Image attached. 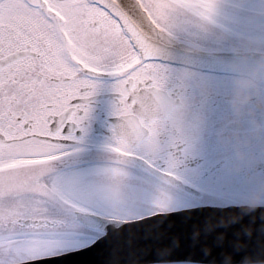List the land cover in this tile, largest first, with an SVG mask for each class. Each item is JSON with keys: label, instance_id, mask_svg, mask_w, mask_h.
<instances>
[{"label": "snow or ice", "instance_id": "6c2138e0", "mask_svg": "<svg viewBox=\"0 0 264 264\" xmlns=\"http://www.w3.org/2000/svg\"><path fill=\"white\" fill-rule=\"evenodd\" d=\"M177 9L211 19L215 4L172 0L162 6V15ZM158 23L148 20L156 31ZM142 27L125 0H0V224L39 223L51 233L26 250L11 238L0 241V264H83L85 250L56 246V222L28 217H42L46 201L55 198L44 177L52 162L66 154L62 144L87 119L95 77L116 78L120 122L109 149L118 162L133 156L134 149L158 148L170 118L164 103L166 77ZM111 172L123 174L118 167ZM31 195L40 198L35 208L26 199ZM157 208L152 215L170 211L159 203ZM45 248L51 252L35 254Z\"/></svg>", "mask_w": 264, "mask_h": 264}, {"label": "flooded vegetation", "instance_id": "af4514ba", "mask_svg": "<svg viewBox=\"0 0 264 264\" xmlns=\"http://www.w3.org/2000/svg\"><path fill=\"white\" fill-rule=\"evenodd\" d=\"M136 1L139 8L134 0H125L134 22L151 37L155 62L166 77V96L183 97L190 113L179 122L172 121L169 113L158 148L134 149L135 154L120 163L109 149L115 142L113 128L120 122L116 78L107 74L95 77L97 90L88 100L87 119L62 144L60 151L66 154L52 162L44 177V183L56 193L46 203L60 205L62 218L77 219L78 212L90 211L75 203L91 201L77 195L71 196L73 202L68 201L64 195L66 191L71 195L68 187L130 184L151 189L152 196L137 197L134 208L147 213L157 211L158 203L170 211L264 206V90L237 114L229 95L239 75L172 61L193 52L236 54L235 46L248 41L264 44V0H214L211 19L182 9L165 17L162 6L172 0ZM139 9L150 15L145 17ZM150 19L153 24L159 21L158 31L148 24ZM111 167L120 168L123 174L114 177Z\"/></svg>", "mask_w": 264, "mask_h": 264}, {"label": "water", "instance_id": "95a60500", "mask_svg": "<svg viewBox=\"0 0 264 264\" xmlns=\"http://www.w3.org/2000/svg\"><path fill=\"white\" fill-rule=\"evenodd\" d=\"M134 1L139 8V2ZM175 60L236 75L246 73L255 62L253 56L195 52ZM78 219L88 228L104 233L82 248L86 251L83 264H264V207L185 209L130 223L84 213H79ZM31 225L40 226L23 224Z\"/></svg>", "mask_w": 264, "mask_h": 264}, {"label": "rangeland", "instance_id": "374dc122", "mask_svg": "<svg viewBox=\"0 0 264 264\" xmlns=\"http://www.w3.org/2000/svg\"><path fill=\"white\" fill-rule=\"evenodd\" d=\"M116 167H111V169ZM67 179H71V177L67 176ZM70 181V180H69ZM68 182V181H67ZM69 191L71 192V195L66 191L64 194L67 197L68 201L73 202L71 200V196L77 195L78 198H85L91 203H83V202H77L75 203L76 206H79L81 208L88 209L90 211H95L100 214L118 218V219H133L140 216H143L146 214L145 209L138 210L135 208V203L137 202V197H151V189L148 188H141V187H133L130 184H127V186H117V185H106V186H72L69 187ZM158 188V187H157ZM147 189V190H146ZM164 190V189H162ZM29 202L32 203V207L35 208V202L38 201V199L34 196H28L26 198ZM91 204V205H90ZM44 213H56L58 212V208L55 205L52 204H46L44 205ZM44 216V215H43ZM44 217H52V216H44ZM28 218L33 219H44L43 217L37 215H29ZM30 231H24L21 232L16 228L15 225H8V224H0V241L7 242L9 238H11L13 241L18 242L22 250H26L31 247H35L36 241H40L41 237L45 235L46 233L42 234L39 233L38 237L36 236L35 231H32L31 234L27 235ZM83 235V236H78ZM48 234V233H47ZM51 234V233H50ZM58 235V239L56 240V246L62 249H77L86 246L88 243H90V240H92L94 237L89 235H84L86 233L81 232L80 230H76V235L73 234V232H69L67 235L63 236L60 233H56ZM70 234V235H69ZM92 238V239H91ZM46 242V241H45ZM51 252L50 248H45L40 250L39 252L35 254H45ZM33 253H29L28 255H32ZM24 259H27L28 256L23 257Z\"/></svg>", "mask_w": 264, "mask_h": 264}, {"label": "clouds", "instance_id": "9594fccd", "mask_svg": "<svg viewBox=\"0 0 264 264\" xmlns=\"http://www.w3.org/2000/svg\"><path fill=\"white\" fill-rule=\"evenodd\" d=\"M235 51L240 57L253 56L255 58L249 70L237 76L231 85L230 104L237 114H241L253 102L254 97L264 90V44L258 41H248L236 45ZM232 66L238 67L236 64ZM164 103L174 122L182 121L190 113L188 102L175 93L165 96Z\"/></svg>", "mask_w": 264, "mask_h": 264}, {"label": "bare ground", "instance_id": "6f19581e", "mask_svg": "<svg viewBox=\"0 0 264 264\" xmlns=\"http://www.w3.org/2000/svg\"><path fill=\"white\" fill-rule=\"evenodd\" d=\"M125 3H127V2H125Z\"/></svg>", "mask_w": 264, "mask_h": 264}]
</instances>
